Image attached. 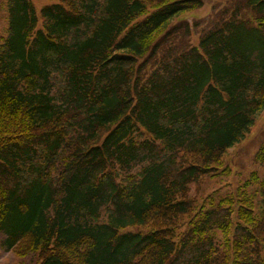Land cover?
I'll return each instance as SVG.
<instances>
[{
    "label": "trees",
    "instance_id": "1",
    "mask_svg": "<svg viewBox=\"0 0 264 264\" xmlns=\"http://www.w3.org/2000/svg\"><path fill=\"white\" fill-rule=\"evenodd\" d=\"M5 1L1 246L32 264H264V147L262 177L189 195L230 174L264 110V0H234L196 46L172 23L203 0Z\"/></svg>",
    "mask_w": 264,
    "mask_h": 264
},
{
    "label": "rangeland",
    "instance_id": "2",
    "mask_svg": "<svg viewBox=\"0 0 264 264\" xmlns=\"http://www.w3.org/2000/svg\"><path fill=\"white\" fill-rule=\"evenodd\" d=\"M29 1L37 12L42 7L51 4L50 1L46 0ZM234 6V0H203V6L200 9L181 15L172 25L178 22L187 23L190 28L189 43L196 46L201 32L211 27L215 20L223 15V12H231ZM39 25H41V20H39ZM6 30V1L0 0V37H5ZM262 147H264V110L257 115L254 125L244 140L227 151L224 161L230 168V174L206 178L199 186L192 185L190 187V197L200 206H203L209 197L217 203L223 197L233 194L238 187L249 179L250 174L255 173L262 177L263 167L255 158ZM181 230H184V228ZM2 241L3 237L0 236V264H32V256L19 258L13 251H7L2 247ZM188 256L189 253L179 259L177 264L185 262Z\"/></svg>",
    "mask_w": 264,
    "mask_h": 264
}]
</instances>
